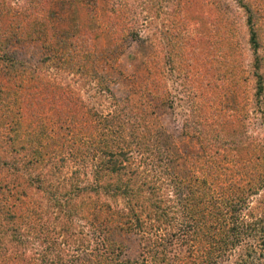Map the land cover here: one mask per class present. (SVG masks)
Returning <instances> with one entry per match:
<instances>
[{"label":"trees","instance_id":"16d2710c","mask_svg":"<svg viewBox=\"0 0 264 264\" xmlns=\"http://www.w3.org/2000/svg\"><path fill=\"white\" fill-rule=\"evenodd\" d=\"M147 1L138 6L136 0H104L98 31L91 28L94 22L91 15L82 17L80 0H72V30L57 37L49 19L51 0H0V29L16 39L32 38L38 31L45 45L64 47L58 71L87 76L91 72L88 49L98 32L115 38L123 35L136 38L138 8L156 12L162 10V5L169 8V20H174L175 24L170 32H162L161 37L166 60L175 61L176 65L187 63L185 69L192 73L188 78L193 80H189L186 94L191 116L187 127L199 144L201 156L191 161V168L199 175L184 193L179 184H174L173 194H182L178 196L179 208L173 214L169 208L160 207L158 200L149 201L158 195L156 187L149 184L142 195L129 178H122L125 174L122 163L127 152L125 147L136 150L143 146L142 150H147L149 145L155 146L159 162L167 163L169 150L160 140L150 137L155 125L143 121L138 108L130 107L126 102L102 117L91 109L85 110L67 83H61L55 75L37 70L35 66L17 61L6 51L4 43L0 44V150L9 145L10 150L26 154L25 158L17 157L12 162L13 179L16 180L13 191L23 184L24 171L25 177L34 173L27 180L41 186L48 202L44 208L37 202L24 209L22 214L9 211L8 205H0L4 212L0 217V264H221L225 253L236 250L247 235L255 241L257 248H243L234 264H264V194L256 205L261 207V213L248 221L239 216L240 203L248 194H258V187L264 184V159H260L259 154L262 149L252 145L243 119L236 117L237 112L222 116L209 109L218 90L214 78L223 74L232 80L234 87L239 79H243L238 70L236 42L227 34L234 20L217 0ZM234 1L241 10L247 45L252 54L249 74L254 80V95L256 100L263 95L264 102L263 58L258 55L261 42L257 0ZM193 11L204 19L207 35L191 41L186 30L193 29L188 16V12L194 15ZM153 67L155 70L149 72L143 85L147 91L158 94L161 87L156 75L157 65ZM207 115L212 119L215 115L216 121H206ZM109 142L117 145V149L107 147ZM64 145H69L67 153L76 166L66 184L50 185L46 190L47 172L41 170V164L51 163L59 157ZM96 151L100 153L91 169L90 182L80 184L76 167L93 159ZM252 152H257L253 159L250 158ZM5 157L0 156V165L5 164ZM206 163L207 167L203 169ZM206 179L212 184L220 182L222 195L217 202L209 200L205 192ZM224 182L226 186H223ZM38 186L36 191L40 192ZM103 195L113 202L121 199L123 206L118 207L115 203L111 206ZM140 199L143 202L137 210ZM210 203L211 207L208 206ZM140 214L149 225L159 229L160 225L169 227L168 233L144 236ZM73 216L85 220L90 229L77 239L75 248L60 249V242L43 232L53 226L64 234L69 233ZM177 216L179 220L175 218ZM131 227L142 233L137 240L139 250L135 257L121 258V246L110 241L106 231ZM72 237L65 235L67 241ZM93 242L95 244H91ZM80 247L86 248L77 254ZM87 249H93V252Z\"/></svg>","mask_w":264,"mask_h":264},{"label":"rangeland","instance_id":"374dc122","mask_svg":"<svg viewBox=\"0 0 264 264\" xmlns=\"http://www.w3.org/2000/svg\"><path fill=\"white\" fill-rule=\"evenodd\" d=\"M13 1L11 0V2ZM103 1L80 0V6L83 7L81 11L82 17L88 18L91 15L95 22L92 25L89 21L91 28H95L98 31V18L102 12ZM136 1L139 6L142 2L146 3L147 0ZM71 2L72 0H51L50 2L49 19L57 37L64 36L72 30L70 19L72 15ZM217 3L222 9L227 10L234 20L232 25L227 29V34L231 35L234 43L236 42L238 70H240L239 75L243 79H239L234 87L231 83L232 80L227 79L223 74H219L214 78L216 79L214 82L218 90H216L217 94L215 93L216 95H214L215 101H210L209 109L216 113L218 112V115L222 116L237 112L236 117L239 116V118L243 119L246 127L245 130L250 137L252 145H256V148L262 149L259 153L260 159H264L263 95H260L257 98L258 100H256L254 95V80L249 74L252 54L247 45V34L243 25L241 10L237 8L234 0H217ZM257 4L259 13L258 33L261 42L258 55L263 58V68L261 71L264 74V0H257ZM162 6V10H158L157 12L152 9H147V11L143 9L142 11L138 10L140 8L137 9L139 17L135 24L138 30L136 38L129 35L115 38L103 31L98 32V35L91 40L92 46L88 49L89 56L87 57V61L90 64L91 72L87 76H81L74 72L58 71L57 66L62 58L60 55L65 49L62 46L55 45L51 47L48 44L45 45L43 43V36L38 31H36L32 38L16 39V37L3 33V30L0 29V44L4 43L6 51L12 54L17 61L35 66L37 70L55 75L56 79L61 83H67L72 92L79 97L77 102L82 104L85 110L91 109L102 117L117 109L122 102H126L130 107L138 108L143 121H148L150 124L155 125V131L151 129L150 137L156 141L160 140L165 144L169 150V156L167 157L169 160L165 164L160 163L158 160L159 156L155 155L156 149L154 145H149L147 150H142L143 146L136 150L135 147L133 149L125 147L127 152L122 163L125 174H123L122 178H129L134 186L139 187L142 195L147 191L149 184H152L156 187L158 195L150 198L149 201L158 200L160 207L164 209L169 208V211L172 213L179 208L177 206L178 196L182 192H186L193 185L194 179L199 175L198 171L191 168V161L193 158H200L201 152L196 137L189 134L187 127L190 126L191 116L189 111L190 102L186 98V94L188 93L189 80H193L188 78L192 73L188 69H185L188 68L186 67L187 63H178L176 65L175 61L170 62L166 60L167 53L161 36L162 32H170L175 22L174 20H169L171 18L167 11L169 8L164 5ZM195 10L197 11V9ZM196 11H193L194 15L192 16L188 12V16H190L193 23V29H187L186 33L188 34V39L191 41L192 39L198 40L199 38H204L207 35L204 19ZM157 14L159 16H156ZM19 24L21 23L19 22ZM159 30L161 33H159ZM83 59L85 60L86 57L83 56ZM154 64L157 65L156 75L159 78V85L161 87V93L158 94H154L153 91H147L143 85L149 72L155 70ZM185 74L187 77L184 76ZM207 120L216 121V116L214 115L212 119V117L207 115ZM236 125H238V122ZM164 144H162L163 147H165ZM106 146L110 149H117V145H111L110 142ZM8 148L9 145L2 147L0 150V156L6 155L5 164L0 165V205H8L9 211H19L21 214L24 209H28L37 202L43 208L46 207L48 202L43 195L44 191L41 190V186L39 187L34 184L31 179L27 180L34 173H30L25 177L26 171H24L21 179L23 184L17 187L18 189L16 188L15 192L13 191V184H15L16 180L13 179L12 172L14 169L12 162L17 157L19 159L25 158L26 154L24 151H12L10 148L9 151L7 150ZM61 148L62 154L59 157L53 159L51 163L41 164V170L47 172L45 178L46 190H48V186L50 185L66 184L67 178L76 166L73 163V159H70L69 152L67 153L69 145H64ZM99 153L96 151L93 159H87L85 161L87 162L86 164L76 167L78 170V182L80 184L85 181L90 182L91 169L93 168V164L98 161ZM250 155V158L253 159L256 157L257 152L256 154L252 152ZM20 164L18 163L17 166H20ZM262 165L264 166V161ZM206 167L207 163L203 169H206ZM216 181H219V179L217 178ZM174 184H179L182 188V192L176 196L173 194ZM219 185L220 182L212 184L209 179L205 180V187L207 188L205 192H207L208 198L212 202H217V198L222 195L220 194L221 189H219ZM37 186L40 192L36 191ZM223 186H226L225 182ZM263 194L264 184L258 187V194H248L245 201L240 203L241 210L239 216L248 221L255 214L261 213V207L258 208L256 205L257 200ZM103 198L113 207L115 204L118 207L123 206L121 199L113 202L105 195H103ZM142 202L143 199H140L137 210L140 209ZM211 205L210 203L208 206L211 207ZM3 214L4 212L0 209V217ZM144 218V215L140 214L141 225L144 226V236L150 234L148 237H154L157 233H168L169 227L160 225L159 229L154 227V225L145 223L147 221ZM175 218L179 220L178 216ZM72 219L71 224H73V227H71L69 233L64 234L58 228L51 226L43 234L47 232V235L49 234L50 237L53 236L55 238V242H60V249L65 248L69 250L75 248L77 239L85 235L84 232H88L90 228L89 226L87 227L85 220L77 216H73ZM130 223H133V221L131 220ZM80 231L83 233L79 234L78 232ZM139 234L142 235L141 231L136 230L134 227L129 229L110 228L106 231V237L113 243L121 246L123 250L121 258L136 256L139 250L137 247ZM65 235L68 237L73 236L71 241H67ZM254 242L249 235L243 237L236 250H230L225 253L226 256L221 264H234L235 257L238 254L240 256L243 248L249 246L257 248ZM82 246H85V244ZM86 247H80L77 254H81ZM258 248L260 247L258 246ZM90 251L93 252V249Z\"/></svg>","mask_w":264,"mask_h":264}]
</instances>
